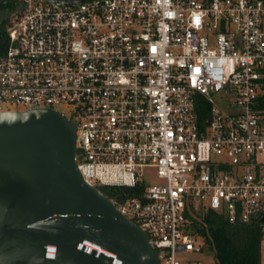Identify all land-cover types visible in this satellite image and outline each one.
<instances>
[{"label":"built area","instance_id":"1","mask_svg":"<svg viewBox=\"0 0 264 264\" xmlns=\"http://www.w3.org/2000/svg\"><path fill=\"white\" fill-rule=\"evenodd\" d=\"M20 5L0 101L63 115L55 106L68 105L83 181L135 190L109 200L160 264H215L186 214L264 213V0Z\"/></svg>","mask_w":264,"mask_h":264},{"label":"water","instance_id":"2","mask_svg":"<svg viewBox=\"0 0 264 264\" xmlns=\"http://www.w3.org/2000/svg\"><path fill=\"white\" fill-rule=\"evenodd\" d=\"M74 153L72 119L0 110V264H160L146 233L83 181Z\"/></svg>","mask_w":264,"mask_h":264},{"label":"trees","instance_id":"3","mask_svg":"<svg viewBox=\"0 0 264 264\" xmlns=\"http://www.w3.org/2000/svg\"><path fill=\"white\" fill-rule=\"evenodd\" d=\"M15 20L0 24V55L8 45L7 28ZM98 189L109 199L130 197L135 191L121 186H100ZM186 216L190 232L198 239L202 250L210 253L215 264H261L260 240L264 225L261 220L230 223L222 213L211 209L192 210Z\"/></svg>","mask_w":264,"mask_h":264},{"label":"rangeland","instance_id":"4","mask_svg":"<svg viewBox=\"0 0 264 264\" xmlns=\"http://www.w3.org/2000/svg\"><path fill=\"white\" fill-rule=\"evenodd\" d=\"M213 98L220 106H222V107L224 106V104H225L224 100H221L217 95H214ZM55 107L57 110L61 111L65 115H67V117L68 116L70 117V114H69L70 107L68 105L59 104V105H56ZM6 108H10L12 110L22 109V107L17 106L15 104H12L8 101H0V110H5ZM145 171L147 172L145 175L147 180H145V181H149L151 183V182H156L158 180L155 176V172L153 169L145 168ZM204 252H205V255L208 257V259L210 260L211 259L210 253L207 251H204ZM178 257H179V259L183 260L187 257V255L181 254V255H178ZM260 262H261V264H264V225H263L262 237L260 240Z\"/></svg>","mask_w":264,"mask_h":264},{"label":"flooded vegetation","instance_id":"5","mask_svg":"<svg viewBox=\"0 0 264 264\" xmlns=\"http://www.w3.org/2000/svg\"><path fill=\"white\" fill-rule=\"evenodd\" d=\"M20 9V0H0V24L13 18Z\"/></svg>","mask_w":264,"mask_h":264}]
</instances>
